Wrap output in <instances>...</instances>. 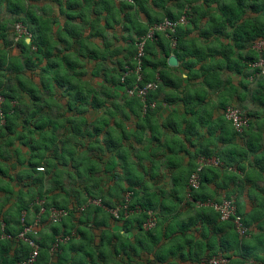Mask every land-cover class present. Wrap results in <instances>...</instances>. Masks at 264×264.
I'll return each mask as SVG.
<instances>
[{
	"label": "trees",
	"instance_id": "obj_1",
	"mask_svg": "<svg viewBox=\"0 0 264 264\" xmlns=\"http://www.w3.org/2000/svg\"><path fill=\"white\" fill-rule=\"evenodd\" d=\"M44 2L43 5L42 0H0V9L12 15L10 18L0 15V94L3 96L0 104V157L8 160V151L11 153L15 141L19 143L11 153L14 160L18 161V155L13 154L19 149L18 145L30 150L23 154L26 159L19 163H25L23 169L28 172L27 178L20 180L18 193L21 196L5 210L3 207L10 195L0 189V193L7 196L0 200V203L4 202L0 204V264H79L87 255L90 264H207L209 258L219 254L229 258L228 264H264V186L255 183L264 178V116L261 122L255 121L258 112L245 108L247 125L238 132L223 113L227 105L247 97V62L257 59L258 53L252 45L264 38V0ZM52 4L55 8L51 7ZM35 6L42 11L47 8L49 12L38 15ZM101 8L105 12L104 25H99ZM181 16L186 18L185 23L179 22ZM165 18L176 23V45L171 46L165 33L156 32L152 39L146 40L140 63L143 81L159 78L157 88L147 98V102L155 101V105L143 108L144 102L139 97L123 91L121 96L125 106H122L123 117L120 118L116 115L118 105L113 101L118 91L110 87L132 86L134 76L130 75L123 84L121 72L126 66L135 67L138 39L150 26ZM58 19L63 22L62 28L54 30L52 22ZM204 19L206 24L202 25ZM15 23H21L26 29L29 42L25 40L26 36L18 34L14 41L8 39L7 25ZM86 24L88 28L84 29L88 34L82 36ZM105 28L117 30L113 37L116 44L113 39H104ZM121 29L127 32V37L122 35ZM193 31L198 32L197 38L202 39L199 40L202 44L196 43L195 36L191 37ZM211 37H214L213 42ZM59 41L66 43L63 50L57 49ZM110 43H114L111 49ZM13 44L18 49L16 56L11 53ZM69 46L72 48L68 52ZM171 53L187 70L186 82L179 76L170 75L169 69H175L167 64ZM107 57H116V62L105 65ZM87 58L94 62L89 71L85 67ZM43 60L51 68V76L42 73L44 66L39 65ZM62 66L74 70L69 78L68 74L59 77ZM25 72L30 77L24 76ZM36 72H41L39 88L32 83L28 86L21 78L31 80ZM85 72L94 77L102 75L110 87L97 90L89 81L83 82L87 76ZM234 76L239 77L236 85L243 91H238L231 83ZM256 83V89L249 95L264 106V77L257 79ZM35 88L46 91V94L43 96V92L38 93ZM24 93L33 95L30 104L26 103L30 95ZM213 94H217V100H213ZM57 100L64 101L66 109L55 103ZM106 102H112L114 108H107L106 117L94 120L86 117L88 105L100 108ZM51 104L57 107L54 118L47 110ZM181 105L183 108L180 109ZM166 106L169 108L165 118L173 127L170 130H177L171 117L183 112L191 116L188 124L198 123V128L188 125L183 139L175 130L167 135L166 151L159 156L156 151H148L153 155L147 158L151 161L150 166L142 164L145 158L135 150L131 151L133 158L128 159L132 165L124 160L116 168L115 161L110 163V159L117 156L127 159L121 154V142L117 140L127 137L125 131L129 128L125 121L140 119L142 123L136 122V131L143 130L154 124L153 119H161L166 114ZM62 125L69 126L68 137L63 136L62 142H69V135H73L74 144L79 142L86 152L95 148L93 157L100 160L98 167L90 164L93 158L87 155L79 162L78 166H84L86 172L80 174L78 170L77 176H81L84 183L71 195L61 180L64 172H71V168H67L69 161L62 153H57L55 130ZM152 135L154 139L156 135ZM41 144L45 146L41 161H33L32 154L40 155ZM198 159L201 161L197 162ZM161 163L165 164L164 171H157ZM139 164L142 166L137 168ZM39 166H46L45 170H38ZM196 171L199 185L193 188L188 180ZM19 173L10 175L6 168L4 176L12 182L18 180ZM163 178L166 180L161 183ZM26 179L35 187L30 193L29 183L23 184ZM45 179L53 186L45 188ZM127 194L128 215L122 217L121 210L122 218L113 217L106 208L123 204ZM232 194L235 195L236 212L247 227L245 237H255L259 246L244 242V237L235 230L233 217L222 220L218 211L204 204L208 200L220 202L222 196L229 198ZM242 195L252 200L249 211L239 199ZM70 196L75 200H69ZM36 197L43 202L34 204ZM89 199H100L102 205L91 204ZM52 207L67 209V216L59 222H50ZM36 215H39L36 232L29 234L37 246L36 256L32 262H27L34 248L19 237L23 228L21 218L29 225L34 223ZM7 216L11 217V222ZM68 216H71L69 224L65 222ZM150 217L155 218V224L146 229L143 224ZM110 219L119 222L130 236L110 231ZM174 223H177L175 228L172 227ZM88 225L100 229L98 235L83 227ZM59 237L67 238V242L54 247ZM164 242L165 245L168 243L170 250L167 258L162 251ZM69 243L70 248L65 245ZM90 246L95 253L88 252ZM79 253L81 258H77Z\"/></svg>",
	"mask_w": 264,
	"mask_h": 264
},
{
	"label": "rangeland",
	"instance_id": "obj_2",
	"mask_svg": "<svg viewBox=\"0 0 264 264\" xmlns=\"http://www.w3.org/2000/svg\"><path fill=\"white\" fill-rule=\"evenodd\" d=\"M130 1V0H129ZM42 2H43V5L45 4V2H44V0H42ZM200 3V2H199ZM50 5V4H49ZM47 7H48V5H47ZM51 7H53V4L51 5ZM53 8H55V7H53ZM103 9L101 8L100 10H99V12H101ZM34 11L38 14V15H45V14H47L49 11H48V9L46 8V9H44V11H42L38 6H35L34 7ZM5 12V13H4ZM104 11H102V14H101V21H100V24L99 25H104ZM0 15H3L4 17H6V18H10L12 15L8 12V11H6L5 9H0ZM1 17V16H0ZM88 18L90 17L89 15L87 16ZM183 16H181L180 17V19H179V22L181 21L182 22V20H183ZM55 19H57V18H55ZM109 19V18H108ZM144 19V18H143ZM142 19V20H143ZM182 19V20H181ZM185 19L186 18H184V21H185ZM62 20L61 19H58V20H56L55 22H52V29H54V30H61V28H62ZM18 24H21V23H15L14 25H7V28H9V32H8V39L9 40H12V41H14L16 38H15V36H17V34H18V36H23V35H19L20 33H14V31L15 30H17L16 29V26L18 25ZM77 24H81L82 26H83V24L82 23H77ZM13 26H14V28H13ZM84 28H88V24H86V25H84V27H83V29ZM12 29V30H11ZM82 29V36H87V34H88V31H87V29H84L83 30ZM115 31H117L116 29H109V28H105L104 29V39L107 41H109L110 39H113V37H114V35H115ZM121 31V33H122V35L124 36V37H127V32H125V30H123V29H121L120 30ZM196 32V31H195ZM24 34V33H23ZM116 35L118 36V37H120L119 36V34H117L116 33ZM114 40V39H113ZM119 40H121V38H119L118 39V41ZM198 43H200V41L198 40L197 41ZM114 43L116 44V42H115V40H114ZM114 43H110L111 45L109 46V49H111V48H113L114 46ZM57 49H61V50H63L64 48H65V46H66V43H64L63 41H59V42H57ZM77 45V44H76ZM72 47H68V52H69V49H71ZM17 52H18V49H17V46L16 45H14L13 44V48L11 49V53H12V55H17ZM116 60V57L115 58H110V57H107V58H105V61H106V64L105 65H108V66H111V65H113L114 64V62H116L115 61ZM42 66H44V70H43V74H47L48 76H51V68L48 66V64H45V60H43L42 62H41V64L39 65V67H42ZM62 68V69H61ZM60 68V71H59V77H62L63 75H65V74H70V68H68V67H66V66H62ZM28 72V71H27ZM29 73V72H28ZM40 73L41 72H36V75H34L33 76V78L31 79V80H29V79H27V78H25V77H23V76H21V78H22V80L24 81V82H27L26 84L29 86V85H34L35 87H37V88H39V86L37 85V84H39V75H40ZM25 74H26V72H25ZM24 76H29V75H24ZM30 77V76H29ZM70 77V75L68 76V78ZM222 77L223 78H225L226 77V75L225 74H223L222 75ZM262 77H264V76H262ZM237 78H239V77H237ZM237 78H232V80L233 81H231V83H233L234 85H236V82H237ZM260 77H256L255 79H252V80H248V79H250L249 77H248V79L246 80V84L248 85V88L246 89V91H247V93H246V95H247V97H246V99H244L243 101L241 100V101H239L240 103H238V102H234V104L233 105H237L242 111H245V108H248L250 111H257L258 112V118H256V119H258L259 121H261V118H262V116H264V107H260V105H259V102H258V100H253L251 97H250V93H251V91H253L254 89H256V87H257V83H256V80L257 79H259ZM32 83V84H31ZM95 84H96V89L97 90H101V88L102 87H104V86H107L108 88L110 87V83L108 82V81H106L105 79H104V77L101 75L100 77H97V80L95 81ZM37 88H35V89H37ZM41 88V87H40ZM110 89H112V90H115L116 89V87L115 86H113V87H110ZM121 90V89H120ZM36 91H38V93L39 92H43V96L46 94V91H41V90H39V89H37ZM220 93V92H219ZM24 94H26V93H24ZM26 95H30V97H28V99H27V101H26V103H28V104H30V102H32V99H34L33 98V95H31V94H26ZM26 98H27V96H26ZM212 98H213V100H217L218 99V96H217V94H213L212 95ZM121 100V96H120V93H119V91L118 92H116V95L114 96V98H113V101L114 102H116V101H120ZM57 103H58V105H61L60 104V101L59 100H57L56 101ZM177 103H179V102H177ZM107 107H110V108H112V105H111V103H109V105H107ZM246 112V111H245ZM50 113L52 114V116L54 117V115H55V113H56V111H55V109H51V111H50ZM218 114H220V111H218L217 112ZM173 120H175V125H176V127H177V130L174 128V130L175 131H181V133L182 134H185L186 132H183L184 130H185V127H184V125H185V120L183 119V117L181 116V115H177V116H172L171 117ZM254 121V120H253ZM1 123H3V120L1 119ZM170 123H171V121H169V120H165V122H164V124H165V126L167 127V129H169L170 130V128H173L172 126H170ZM189 126L191 127V126H193L194 127V129H197L198 128V123H194V122H192L191 124H189ZM101 135H103V133L101 132L100 133ZM37 135H35V133H34V137H36ZM57 136L59 137L58 138V140L56 141V143H57V145H58V147H59V149L57 150V153L59 154V153H62L66 158H67V160L68 161H70V167H71V169H70V173H66V172H64L63 174H62V183H63V186L66 188V190H68V192H69V194L71 195V194H73V190H75V189H77L80 185L82 186L83 185V180L80 178V177H78L77 176V174H78V170L80 171V174L81 173H83V171L84 172H86L85 170H84V166L83 167H81V166H78V164H79V162L82 160V159H84L85 158V156L86 157H89V154H88V151L86 152L85 150H83V151H80V149L79 148H81L80 146H79V142L78 143H76V144H72V143H63V145L62 146H59L60 145V142H61V137L60 136H62V140H63V136H65V138H66V136L68 137V135H62L61 133H58L57 134ZM31 137H33L32 135H31ZM69 142H72V141H74V136L73 135H69ZM118 140V142H121V140L122 139H117ZM77 141H80V140H77ZM74 143V142H73ZM99 143H101V137H99ZM44 144V143H43ZM43 144H41V145H39V153H40V155L39 154H35V153H33L32 155L34 156L33 158H34V160L33 161H41V158H42V156H43V152H44V148H45V146L43 145ZM147 147L143 150V153H146V151H147ZM94 150L96 151V149L94 148ZM37 150H35L34 152H36ZM95 151L92 153V152H89V153H92V155H90V159H91V157L94 155V153H95ZM17 154L18 155V161L17 160H14V161H10L9 159H11V153L8 151V160L7 159H5L4 157H0V189L3 191V192H6V193H8L10 196H9V199L10 200H18L19 199V197L21 196L18 192V190H19V188H20V180L21 179H24V178H27L26 176L28 175V172L25 170V169H21L20 170V173H19V175H20V177L19 178H17L18 180H14V181H12V182H9V178H6L5 176H4V173L6 172V166L8 167L9 165V167L10 168H15V169H17V168H19V167H21L20 165H19V163H21V162H23L26 158L23 156V153H22V150H20V149H17V151H13V154ZM99 154V153H98ZM127 154V155H126ZM125 155V157L127 158V159H125V158H123V157H120V156H117L115 159H113V158H111L110 159V163H112L113 161H115V163H116V165L118 166L119 164H120V162H122V161H127L128 162V164H131L132 162L131 161H129L128 159H132L129 155H128V153L127 152H125V154H123V156ZM201 161V159H198L197 160V162H200ZM18 162V163H17ZM207 162H209V160H207ZM52 163V162H51ZM210 163H212L211 161H210ZM93 167H98L99 165H100V160H95V158H93L92 159V161H91V163H90ZM90 164H88V167H89V165ZM132 165V164H131ZM46 167V166H45ZM45 167H44V170H45ZM57 167H60V165H58ZM69 166H67V168H70ZM133 168L135 169V167H134V164H133ZM163 169H164V166H163ZM43 170V171H44ZM57 171V170H56ZM164 171V170H163ZM4 172V173H3ZM76 176H75V175ZM163 180V181H162ZM161 180V183L162 182H164V180H166V179H162ZM26 182H28L29 184H28V193H30V192H32V191H34L35 190V187L33 186V184H32V182H29V180L27 181V179L26 180H24V182H23V184H25ZM53 186V184H52V182L51 181H49V180H47V179H45V188H50V187H52ZM80 189V188H79ZM58 191V190H57ZM28 196V195H27ZM6 196L5 195H3L1 198H0V200H3L4 198H5ZM61 197H62V195H61ZM63 198V197H62ZM223 198H225V196L223 197H221V199H223ZM26 199V198H25ZM69 200L70 199H72V201L73 200H75L74 199V196H70L69 198H68ZM226 199H229V200H231L232 201V203L234 202V200H235V195L234 194H232L229 198H226ZM35 200V202H34V204H41L42 202H43V199H41V198H35L34 199ZM96 200H98V199H96ZM90 201H92V202H94L95 200L94 199H90ZM213 201V200H212ZM222 201V200H221ZM4 203V202H3ZM3 203H0V204H3ZM102 204V203H101ZM118 204V203H117ZM116 204V205H117ZM115 205V206H116ZM76 206H77V204H76ZM117 207V206H116ZM114 207H112V208H110V209H113ZM12 210H14V209H10L9 211H12ZM39 212H40V209H39ZM43 212V211H42ZM14 213H15V211H14ZM24 215H26V214H24ZM67 216V215H66ZM66 216H64L63 218H65ZM37 217V215L35 216V218ZM69 218H66L65 219V222L67 223V224H69V221H70V218H71V216H68ZM152 217H150V220L149 219H147L146 220V225H145V228L147 229V227L149 226V224L148 223H153V225L151 226V227H153L154 226V224H155V218H153V219H151ZM50 220V222H52V220L51 219H49ZM59 222V221H58ZM175 225H177V223H174L173 225H172V227L173 228H175ZM151 227H148V228H151ZM122 234V233H121ZM130 238V237H129ZM120 239H121V237H120ZM122 240V239H121ZM162 240V239H161ZM67 241H64V242H61L62 244H64V243H66ZM126 242H127V239H126ZM244 242H246V243H250L251 245L252 244H257V242H256V238L255 237H251V238H246V237H244ZM168 244V243H167ZM165 245V242H164V245L162 246L163 248V252H164V254H165V257L167 258L168 257V254H169V252H170V250H169V248H168V245ZM66 245V247H68V248H70V243L69 244H65ZM260 245V242L256 245V246H259ZM91 247V246H90ZM88 248V252H90V253H95V251H94V249L92 250V247L91 248ZM70 252V251H69ZM68 252V253H69ZM103 252H105V253H107L106 251H103ZM82 257V254L81 253H79L78 255H77V258H81ZM88 255H87V258H85L84 256H83V258L82 259H84L85 261L84 262H81V263H79V264H90L89 263V261H88ZM78 264V263H77Z\"/></svg>",
	"mask_w": 264,
	"mask_h": 264
},
{
	"label": "built area",
	"instance_id": "obj_3",
	"mask_svg": "<svg viewBox=\"0 0 264 264\" xmlns=\"http://www.w3.org/2000/svg\"><path fill=\"white\" fill-rule=\"evenodd\" d=\"M182 22H184V18H183ZM175 26H176L175 22L171 21L168 18H165L161 22L155 23L152 26H150L148 28L147 33L144 36L140 37V39L137 42V53L135 55L136 65L132 69V71L134 73H136V75H137V81H140L142 79V74L140 73V63H141V57L144 54V44H145L146 40L152 39L156 32H165L166 35L170 38L171 44L174 45L176 43V37L174 36ZM16 29H17L16 31L18 33H20L19 35H27L28 34L26 29L21 24H18L16 26ZM252 49L258 53V57L255 60L247 62L248 67L250 69V73H251L250 78L263 76L264 75V38L257 40L252 45ZM156 87H157V82L148 81V82L143 83L142 85L134 84L133 87L127 89V92L129 95H132L134 93L144 100L146 98L148 92L150 90H154ZM1 101H2V97L0 95V103H1ZM153 105H154V103H150V106H153ZM224 116L229 121H231L234 129L238 132H240L242 130L243 126L247 125V118L244 115V113L239 108H237L233 105H229L224 109ZM37 169L43 170L44 167L39 166ZM188 183L193 188L198 187L199 177H198L197 171L191 173L190 178L188 180ZM94 200H95L94 202H92L90 200L88 202L91 204L98 205V206L102 205L101 204L102 202L100 199H98V200L94 199ZM221 200L222 201H220V202H213V201L208 200L204 204L210 205L214 208V210L218 211V213L220 214V218L222 220H226L229 217H233V222L235 225L236 232L241 237L245 236L247 233V227L243 223L240 215L237 214L236 205L234 204V202L232 203V201L229 199L223 198ZM128 201H129V194H127L125 196V201L123 202V204H119L116 208H113V209L108 208V211L115 218L125 217L126 215H128V212H127L128 210L126 209ZM43 210L44 209L41 208V212ZM121 210L123 213L122 217L120 215ZM67 214H68V210L64 209V208L52 207L49 210V218L53 222L60 221ZM151 219H153V218H151ZM149 220H150V218H149ZM21 221H22L23 228H22L21 232L19 233V237L22 238L23 240L27 241L34 248V251L30 254L29 259L27 260V262H32V260H34L35 256H36L37 246H36L35 242L32 240V238H30L29 234L36 232V223L39 221V215H37V218L35 219L34 223H32V224L26 225L24 223L23 217L21 218ZM148 224H149L148 227H151L153 225V223H148ZM145 225H146V222L143 224V226L145 227ZM66 239L67 238H65V237L64 238L59 237L57 239V241L55 242L54 247H56L58 245V243L64 242ZM228 263H229V258H227L226 256H224L222 254H219L217 256H212L211 258H209L207 260V264H228Z\"/></svg>",
	"mask_w": 264,
	"mask_h": 264
},
{
	"label": "crops",
	"instance_id": "obj_4",
	"mask_svg": "<svg viewBox=\"0 0 264 264\" xmlns=\"http://www.w3.org/2000/svg\"><path fill=\"white\" fill-rule=\"evenodd\" d=\"M206 24V20L204 19V22L202 23V25H205ZM185 25V24H184ZM196 33H198L197 31L195 32V31H193L192 32V36L191 37H193V36H195V39H196V43L197 44H202V41H200V43H198L197 42V40H202V39H198L197 38V34ZM189 37V36H188ZM221 40H223V38H221ZM211 42H213L214 41V37H211V40H210ZM209 42V41H208ZM173 53H171L170 55H172ZM174 55V54H173ZM176 56V55H175ZM88 59V58H87ZM84 60H86V59H84ZM177 60H178V58H177ZM93 66H94V62L92 61V60H89L88 59V62L87 63H85V67L88 69V71L89 70H91L92 68H93ZM170 67H172V68H175V69H169V73H170V75L171 76H173V77H177V76H179L184 82H186L187 81V70L185 69V68H183V67H181L180 65H179V60H178V64H177V66H170ZM85 69H83V71H84ZM185 71V73H186V77L185 78H183L182 77V74H181V71ZM74 70H70V73L71 72H73ZM87 75V76H86ZM85 78L83 79V82H85V83H88V81L93 85H95V87H96V84H95V81L97 80V77H94V76H91L88 72H85ZM98 77H100V76H98ZM233 78H237L236 76H234ZM225 79V78H224ZM238 79L239 78H237V81H238ZM237 83V82H236ZM233 84V83H232ZM234 85V84H233ZM237 88H238V91H243V89L240 87V86H237V85H235ZM193 86H191L190 88H192ZM121 89V90H120ZM60 89H58V92H60L59 91ZM115 90H117V91H119V93H120V96L123 94V89L121 88V87H119V86H116V89ZM220 92V91H219ZM239 101V99H237V102ZM55 103H57V102H55ZM109 103H111V105H112V102H106L105 104H104V106H101L100 108H96V107H92V106H90V105H88L87 107H88V111H87V113H86V117H89V119H91V120H94L93 118H97V119H102V117H106V113H108L107 112V105H109ZM60 104L63 106V108H65L66 109V105H65V103H64V101H60ZM180 105V103H177V105ZM116 105H118V107H117V110H116V115L117 116H120V118H122L123 117V114L121 113L122 112V106H125L124 105V99H123V97L121 96V100L118 102V101H116ZM260 107H264V106H261L260 105ZM48 108V107H47ZM46 108V109H47ZM127 107H124V109H126ZM169 107L168 106H166V108H164V113H166V114H163V116H162V118L161 119H159V117H157L156 119H153L154 121V124H152V126H148V127H145L143 130H138V131H136V128H137V126H136V122H140V123H142V121L140 120V119H136L135 118V121H132V120H126L125 121V126H128V131H125L126 133H125V136H127V137H125V138H121L122 140H121V146L119 147V150H120V152H121V154H125V150H127V149H129L130 151H129V153H128V155L131 157V158H133V153L131 152V151H134L135 150V152L137 153V154H142V157L143 158H145L144 160H143V165H145V166H150L151 165V161H149L147 158L148 157H152L153 155H150L149 153L150 152H148V151H150V150H153V151H156L157 153H158V156L161 154V152H164V151H166L167 150V146L165 145V141H167L166 140V136L168 135H170V134H173V132H174V130H168L167 129V127L165 126V125H163L164 124V122H165V120L167 119V118H165L166 116H167V112H166V110L168 109ZM180 109L181 108H183V106L181 105L180 107H179ZM51 109H55V111H56V109H57V107H56V104H51V107H49L47 110L50 112L51 111ZM111 109H114L113 108V105H112V108ZM50 116L52 117V118H54L55 117V115H54V117L52 116V114H50ZM181 116L184 118V120H185V125H184V127L186 126V129L183 131V132H187V127H188V122H190L191 121V119H190V114H185V112H183L182 114H181ZM113 119V118H112ZM63 120V119H62ZM112 121V120H111ZM255 121H259L258 119H256L255 118ZM261 122V121H260ZM134 124V125H133ZM157 124H158V127H157ZM156 127L158 128V129H156ZM203 129V128H202ZM47 131H50L49 129H48V127H47ZM104 132H105V129H104ZM58 133H61L62 135H68L69 134V126L68 125H62V126H58L57 128H56V130H55V135H56V141L58 140V136H57V134ZM152 133L154 134V135H156L155 137H154V139H152V137H151V135H152ZM178 135H179V137L180 138H184L185 136V134H182L181 133V131L179 130L178 131ZM153 136V135H152ZM167 136V137H168ZM61 137V142H60V145L59 146H62L63 145V143L64 142H62V136H60ZM138 139H141V140H138ZM19 143V141H15V144L13 145V147H15V146H17V144ZM66 143H72V144H74L73 143V141L72 142H66ZM13 147H12V149H11V153H12V150H13ZM18 147H19V149L20 150H22V153L24 154L25 153V155L27 154V152L29 151L30 152V150L28 149V148H24L22 145L20 146V145H18ZM148 148L147 149V151H146V153H143V150L145 149V148ZM80 149V151H83V149L82 148H79ZM89 152H94V150L92 149V150H88V154H89V157H90V155L92 154V153H89ZM30 155V154H29ZM94 155H96V152L94 153ZM93 155V156H94ZM92 156V158H94ZM115 159V158H114ZM136 159V158H135ZM163 159V158H162ZM10 161H14V159L13 158H11V159H9ZM210 161V160H209ZM121 163L122 162H120V164L118 165V166H116V168H119L120 167V165H121ZM105 163H103V165H104ZM142 164H139V166H137V168L138 167H140V166H142ZM10 166V165H9ZM7 167L6 166V168H7V170H8V172H9V174L10 175H13V174H16V173H19L20 172V170L21 169H23L25 166H26V164L25 163H23V164H21L20 166L21 167H19V168H17V169H13V168H10V167ZM69 167H70V161H69V165H68ZM163 166H165V164L164 163H161L160 164V167L159 168H157L156 170L158 171H162L163 170ZM71 168V167H70ZM258 186H260V187H262V186H264V178H261V179H258L256 182H255ZM111 189V188H110ZM112 193L113 194H115V192H113L112 191ZM3 195H5L6 196V194H4V193H0V198L3 196ZM9 194L7 193V196H8ZM6 196V197H7ZM239 199L240 200H243V203L245 204V210L246 211H249L250 209H251V198H250V200L245 196V195H242L241 197H239ZM8 202H7V204H6V206H5V204H4V207H3V210H5V209H7L13 202H14V200H10L9 198H8V200H7ZM8 220H9V222H11V217L10 216H7L6 217ZM2 224H3V222H1ZM256 226V225H255ZM84 228L86 227V229H87V231L88 230H92V233H94V234H96V235H98V233L100 232V229H93V228H89V225L88 226H83ZM110 229V231H114V232H120V233H122V235H123V233H124V230L121 228V226H120V224H119V222H115V221H113L112 219H110L109 220V226H108ZM37 229V228H36ZM255 229V228H254ZM256 229H257V226H256ZM74 230V229H73ZM107 230V229H106ZM130 236V235H129ZM113 242H116V240L114 239L113 240Z\"/></svg>",
	"mask_w": 264,
	"mask_h": 264
},
{
	"label": "clouds",
	"instance_id": "obj_5",
	"mask_svg": "<svg viewBox=\"0 0 264 264\" xmlns=\"http://www.w3.org/2000/svg\"><path fill=\"white\" fill-rule=\"evenodd\" d=\"M185 18V17H184ZM182 23H185V21L184 22H182ZM162 33H165V32H162ZM165 35H166V33H165ZM24 36H30L29 34H27V35H24ZM167 36V35H166ZM140 39V38H139ZM138 39V40H139ZM171 42V41H170ZM176 45V43L173 45V44H171V46H175ZM134 68V66L133 67H128V66H126V68H125V71H123V72H121V78H120V80H121V82L123 83V84H126V81H127V79H128V77L130 76V75H133L134 76V80H133V84H132V86H130V87H125V86H122V85H119V87H121L124 91H126V93L128 94V92H127V89L128 88H131V87H133V85L134 84H138V85H142L143 83H145V82H148V81H143V75H142V79L140 80V81H137V75H136V73H134L133 71H132V69ZM247 68H248V70H247V79H248V77L250 78V69H249V67H248V63H247ZM264 76V75H263ZM260 77H262V76H260ZM256 77H253V78H250V79H248V80H252V79H255ZM150 81H154V82H157V86H158V81H159V78H158V76H156V79H154V80H150ZM157 88V87H156ZM155 88V89H156ZM154 89V90H155ZM154 90H150L149 92H148V94H147V96H146V98L143 100L141 97H139V96H137L136 94H132L133 96H136V97H139L140 99H141V101L142 102H144V106H143V108H145V107H153V106H150V103H154V105H155V101H149V102H147V98H148V95H149V93L150 92H152V91H154ZM1 95V94H0ZM129 95V94H128ZM132 95H129V96H132ZM1 97H2V101H3V96L1 95ZM2 101H1V103H2ZM0 103V104H1ZM229 105H231V104H229ZM229 105H227V106H229ZM226 106V107H227ZM233 106H235V107H237V108H239L237 105H233ZM225 107V108H226ZM240 109V108H239ZM241 110V109H240ZM242 111V110H241ZM243 113H244V115L246 116V112L245 111H242ZM223 113H224V110H223ZM44 170V169H43ZM42 171V170H41ZM90 200V199H89ZM120 203H118L116 206H118ZM116 206L114 207V208H116ZM110 208H112V207H110ZM107 209V211H108V208H106ZM109 212V211H108ZM110 213V212H109ZM25 213H23V215H24ZM37 218V217H36ZM247 234V233H246ZM246 236V235H245ZM245 236H242V237H245ZM241 237V236H240Z\"/></svg>",
	"mask_w": 264,
	"mask_h": 264
},
{
	"label": "water",
	"instance_id": "obj_6",
	"mask_svg": "<svg viewBox=\"0 0 264 264\" xmlns=\"http://www.w3.org/2000/svg\"><path fill=\"white\" fill-rule=\"evenodd\" d=\"M29 36H26L25 37V40L27 41V42H29ZM167 64L169 65V66H177V64H178V60H177V57L175 56V55H169L168 56V58H167ZM181 74H182V77L183 78H185L186 77V73H185V71H181ZM123 235L124 236H129L130 234L129 233H127V232H124L123 233Z\"/></svg>",
	"mask_w": 264,
	"mask_h": 264
}]
</instances>
